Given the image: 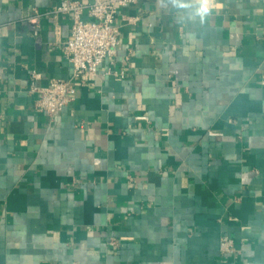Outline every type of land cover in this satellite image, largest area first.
Here are the masks:
<instances>
[{
	"label": "crops",
	"instance_id": "0c3cea01",
	"mask_svg": "<svg viewBox=\"0 0 264 264\" xmlns=\"http://www.w3.org/2000/svg\"><path fill=\"white\" fill-rule=\"evenodd\" d=\"M61 1L0 0V264H264V0L121 8L51 121L31 74L73 76Z\"/></svg>",
	"mask_w": 264,
	"mask_h": 264
},
{
	"label": "built area",
	"instance_id": "2783aa9c",
	"mask_svg": "<svg viewBox=\"0 0 264 264\" xmlns=\"http://www.w3.org/2000/svg\"><path fill=\"white\" fill-rule=\"evenodd\" d=\"M141 1L144 0H63L54 6L51 11L54 15L72 16V29L64 42L63 52L73 65V76L69 79L53 78L47 85L38 86V74L32 73L30 91L38 94L35 100L37 111L46 113L54 121L57 114L76 99L77 82L84 75H96L98 67L106 58L117 55L120 31L114 23L119 10ZM86 14L89 18H85ZM38 15L30 17L29 21L37 23ZM107 74L123 77L124 71H108ZM138 118L146 119L147 116ZM216 134L218 133L209 131V135ZM111 242L116 244V240ZM219 250L222 255L234 256L238 253L234 239L228 236L221 237Z\"/></svg>",
	"mask_w": 264,
	"mask_h": 264
},
{
	"label": "clouds",
	"instance_id": "9594fccd",
	"mask_svg": "<svg viewBox=\"0 0 264 264\" xmlns=\"http://www.w3.org/2000/svg\"><path fill=\"white\" fill-rule=\"evenodd\" d=\"M160 5L171 4L188 21L204 22L211 14L209 0H158Z\"/></svg>",
	"mask_w": 264,
	"mask_h": 264
}]
</instances>
